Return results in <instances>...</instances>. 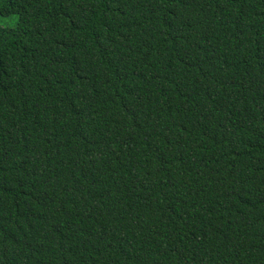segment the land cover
<instances>
[{
	"label": "trees",
	"instance_id": "obj_1",
	"mask_svg": "<svg viewBox=\"0 0 264 264\" xmlns=\"http://www.w3.org/2000/svg\"><path fill=\"white\" fill-rule=\"evenodd\" d=\"M0 264H264V0H0Z\"/></svg>",
	"mask_w": 264,
	"mask_h": 264
},
{
	"label": "rangeland",
	"instance_id": "obj_2",
	"mask_svg": "<svg viewBox=\"0 0 264 264\" xmlns=\"http://www.w3.org/2000/svg\"><path fill=\"white\" fill-rule=\"evenodd\" d=\"M18 22V17L13 15L11 17L0 16V26L5 28H14Z\"/></svg>",
	"mask_w": 264,
	"mask_h": 264
}]
</instances>
